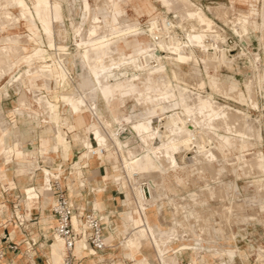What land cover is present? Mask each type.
I'll list each match as a JSON object with an SVG mask.
<instances>
[{"label": "bare ground", "instance_id": "obj_1", "mask_svg": "<svg viewBox=\"0 0 264 264\" xmlns=\"http://www.w3.org/2000/svg\"><path fill=\"white\" fill-rule=\"evenodd\" d=\"M63 1L35 0L31 5L27 0H0V31L4 32L0 33V81L10 75L7 81L9 88L0 87V97L10 96L11 92L17 94L15 113L21 128L27 126L28 119H32L40 125L41 122L53 123L55 131L61 133L53 138V144L37 146L38 155L24 157L21 150L13 151L11 160L15 164L16 173L22 178L28 176L32 182L23 186L26 208L31 210L33 203L40 199L44 206L50 203L53 206L58 197L54 183L58 184V189L65 187L62 175H56L50 168L44 167L41 174H36L39 157H47L51 161L54 155L60 154L59 146L65 137L64 128L59 124V101L62 100L70 107L72 121L68 122L69 128L77 127L80 117L89 116L90 121L84 126L83 133L77 132L87 148L86 155L102 159L108 151L113 152L115 162L111 165V171L117 183L122 184L120 190L125 193L126 205L129 207V212L119 217L123 224L122 240L126 250H130L127 255L136 260L137 264H147L140 260L143 257L141 247L146 244L152 247L159 264H180L185 260L191 264L205 263V258L182 257L178 260L176 255L167 256L169 245L177 241L192 245L195 254H199L206 244L214 243V250H219L221 256L226 253L223 244L229 243L232 245L227 252L230 259L238 256L243 261L239 237L235 233L238 223L230 217V208L232 205L237 206L241 210H237V214L242 217H234L249 221L253 224L251 227L257 223L264 226V156L259 154L260 151L249 156L245 153L251 143L247 136L259 139L262 137L261 122L219 102L211 93L240 95L237 84L216 73L221 66L229 69L236 66L237 73H243L247 77V98L253 104L256 98L253 90L256 85L255 67L241 66L236 57L243 56L244 52L237 56L228 53L222 46L224 33L192 0H162L168 6L172 1L181 18L172 20L164 14L153 15L149 21L151 42L144 45L143 40L141 44H134V47L127 46V43L131 40L130 34L139 26L134 23L137 21L114 27L110 23V17L115 14L122 22L128 21L129 14L120 5L123 2H128L137 15L154 11L146 0H65L76 38L77 51L73 54L67 51L68 47L64 44L71 29L66 27ZM236 1L251 2L249 10L243 11L245 17H255L258 14L259 9L253 3L257 0ZM234 2L231 1L227 8L231 9ZM78 4L79 13L76 11ZM77 14L81 17L78 21L72 18ZM262 14L264 17V5ZM87 21L90 25L85 29ZM22 24L27 28V34L6 32L8 27H19ZM262 25L264 26V20ZM178 28L182 29L183 34L178 33ZM45 38L49 50H59V53L50 51L54 60H48L41 49ZM195 48L199 54L195 53ZM21 63H25L27 68L23 71L16 70ZM77 65L81 67L80 73L75 71ZM69 70L74 74L70 78L76 80L75 84L69 79ZM171 76L184 81L185 86H173ZM140 85L144 89H140ZM207 86L211 93L207 92ZM133 104L139 109L135 110ZM39 107L47 114L46 117L42 114L44 119ZM1 120L0 127L6 128ZM232 122H236L242 137L239 132L237 134L241 138L219 136L218 144L212 146V139L207 138L205 130ZM127 132L129 136L124 135ZM41 133L44 137H54L52 134ZM5 138L7 146L3 156L12 147V137L9 135ZM18 139L22 144L28 140V136L22 135ZM232 150H237V155L229 157ZM231 170H234L235 179L241 172L243 175L256 172L255 179L250 183L254 191L253 199L242 203L238 199V192H235L233 197L236 199L232 198L233 201L229 203L226 201L225 208H218V216L205 211H192V202L182 199L173 191L176 182L171 180V176L177 175L183 181L188 175L187 182L177 185L180 190L188 184L193 189L210 195L213 179L218 181L217 186L214 184L218 197H223L226 187L221 179L223 175L232 173ZM205 173L208 175L201 177V186H198L194 178ZM155 176L160 178V183L155 181ZM34 179H37L39 189L33 183ZM140 180H143L140 182L141 187ZM79 184L85 186L83 180ZM143 184L147 185L149 194ZM230 187L238 189L237 181L232 180ZM107 188L108 185L103 184L94 189L96 195L93 211L101 217L102 222H109L110 218L97 211H101L100 199ZM164 198L167 203L162 202ZM261 200L263 201L260 202ZM74 205L79 212L83 211L78 206L80 204ZM77 216L76 213L73 218L76 228L79 227ZM53 217L54 214L44 216L42 223L51 224ZM180 222L187 223L191 230L183 232L178 228L177 223ZM55 227L56 221L52 234L63 243L65 254L62 256L59 247L54 245L52 251L55 256L50 259V263L62 264L68 250L64 240L54 231ZM229 232L233 234L230 239L227 238ZM16 234L22 235L19 224L11 230L12 237ZM84 246L85 253L89 254L88 246L83 241L82 248ZM0 249L3 252L1 263L4 264V250ZM260 253L263 255L262 251ZM26 255L32 257L31 253L26 252ZM110 257L120 264H125L126 259L133 264L130 258L118 259L114 255ZM101 258L103 256L98 257Z\"/></svg>", "mask_w": 264, "mask_h": 264}, {"label": "rangeland", "instance_id": "obj_2", "mask_svg": "<svg viewBox=\"0 0 264 264\" xmlns=\"http://www.w3.org/2000/svg\"><path fill=\"white\" fill-rule=\"evenodd\" d=\"M27 1L31 5H33L35 0H33V2L31 0H27ZM146 1L151 4V6L154 10V13L150 17H148L147 15H143L141 17H138L137 15H135L131 5L128 2H123L122 4H120L122 7H124L126 12L129 14L128 24L129 23L133 24L134 21H137L138 23L137 22H134V23L139 25L138 28L132 32L134 34H132V33L130 34L131 40L127 43V46H132L134 44H137L139 42V40H141V41L147 40V42L144 41V45L149 43V41L151 42L152 38H151V34H150L149 21L153 15L164 14L167 17H169V16L171 17L174 15L173 18L169 17L172 20H179L181 18L179 16L178 10L176 9L177 7H174V5H172L173 4L172 1L169 2L170 7L167 4H163L162 0H146ZM192 1L195 5H197L203 9V11L206 13V15L209 16L215 22L214 23L215 26H217V28L220 31H221V29H220L218 24L228 25L239 36H242V40L244 42L243 44L246 47L250 46V43H251V47L253 48V51L258 52V53H256L257 55L255 53H253L252 56H249L248 53H244V55L247 58H245V63L243 65L244 66L247 65L248 67H250V65H251L252 68L255 67L254 68V76H255V84L256 85H254L255 88L253 90L256 91V92L254 91L256 98H255V102L253 104L249 103L248 98H247L246 86H245V83L247 82V77L245 75H243V73H237L238 70H237L236 66H234L233 69H229L225 66H221L219 68L218 72H216V73L219 74L223 79L229 80L230 82L237 84L239 86V89H240V95L239 96L238 95L233 96L232 94L224 95V94H219V93H211V89L209 86L206 87V90H207V92H210L215 97V99H217L219 102L226 104V105H229L232 108L237 109L241 112H244V114L252 116L253 118H256L257 120H259V122H261L262 137L259 139L256 136H247L246 138L248 140H250L251 143L247 147V150L245 151V153L249 156L251 153H253L255 151H260L261 153H259V154L264 156V26L262 25L263 20H264V17L262 14L264 1L263 0H257L256 2L253 1V3L256 4L257 8L259 9V12L255 17H245L244 16L243 11L249 10V7H250L249 4H251L250 1L248 3L244 2V1H236V0H192ZM231 1H235V2L233 3L234 6L230 9L227 7H229L231 5ZM65 2L66 1L64 0L63 1V4H64L63 8H64V13H65V22L67 21L66 27L68 30H70V29L71 30L68 31L69 32L68 38L64 42V44H66L68 47L67 51H69L71 53H73V52L76 53L75 52V51H77L76 38L74 36L73 28L70 24L71 18L69 17L68 3L67 2L65 3ZM220 3H222L224 5H222ZM65 5H66V8H65ZM218 5H219V7H218ZM171 6H173V7H171ZM173 8H175V9H173ZM76 11L78 13L80 12V5L79 4L76 7ZM73 16L74 17H72V18L75 19L76 21L80 20V18H81L79 14L73 15ZM246 19H248L247 22H246ZM89 23L90 22L87 21L84 24L85 29L89 28V25H90ZM58 25L59 24H57V26ZM7 32H17V33H21V34H27L28 30L25 27V25L22 24L21 27H13V28L9 29ZM229 33H230V31H229ZM224 38H225V36H223V38H222L223 41H224ZM44 41H45L44 44L41 45V49L48 56V60L51 61L53 59L52 58L53 55L51 53L55 52V51H57L56 53H59L58 52L59 50L54 49V48L49 50L48 44L46 42V38L44 39ZM195 49H196L195 53L199 54L198 49L197 48H195ZM50 51H51V53H50ZM248 57H249L250 61H249ZM251 57H253V58L251 59ZM255 57L257 60H259L258 57H260V60L256 62ZM250 62H251V64H250ZM243 65L241 64V66H243ZM79 66L80 65H77L75 68L76 69L75 71L77 73L81 72V67H79ZM26 68H27V66L25 65V63H21L19 66L16 67V70L20 69L21 71H23ZM211 73H213V72H211ZM255 73H256V75H255ZM72 74H73V72L71 70H69V79H71L72 83L75 84L76 80L74 78H70V76L74 77V74L73 75ZM9 78H10V75H6L0 81V87L3 86L4 88H9V85L7 82L9 80ZM170 81H171V84L175 87L177 85L185 86L184 81H181V80H179L173 76L170 77ZM140 89H144V86L140 85ZM12 94H14V93L11 92L10 96ZM10 96L5 97V99L9 98ZM16 98H17V96H14V98L12 97L8 100V102H9L8 105L4 106V109L6 111L8 109L14 108L15 105L18 104V100L15 101ZM256 100H257L258 104L256 103ZM61 101L62 100L59 101V104L61 106V115H60L61 121L59 122V124L61 123L60 124L61 128H64L65 137H64V142H62L59 146L60 154L54 155L51 161L47 157H45V158L39 157L38 158L39 167L36 170V174L37 175L41 174V169L44 167H47V168H50L53 173H56V175H60V176L62 175L61 178L66 183L68 180L72 179V184H74L76 186V185H78L77 183L78 182L80 183V180H82V179H80V180H78V182L76 181V179L78 177L77 172H82V169H80V167L82 166V161L83 160L85 161L86 159L91 158V157L86 155L87 148L82 144V141L80 140L81 139L80 134L83 133L84 127H78L77 126V127L72 128L73 130L68 127L69 126L68 122L71 123V121H72V118L69 114L70 107L68 104L64 103L63 101L61 102ZM62 103H64V104H62ZM133 106H135V104H133ZM138 109H139L138 106H135V110H138ZM39 111L41 112V117L44 119V117H46L47 114H44V111L41 107H39ZM5 113L8 114V112H5ZM170 113L171 112H169V114ZM42 114L44 117L42 116ZM0 120L5 123L4 126L6 127L8 123L6 121H4L3 118H0ZM30 120L33 121L35 127L37 128L36 130L33 128L30 129L31 134L36 139V143L34 145L33 144H27L25 146V148L36 147L38 145V140L40 142L41 138H43V139L47 138L50 141V143H48V144H53L54 143L53 138L61 135V133L55 131V127H54L53 123L44 124V122H41V125H40L39 122H37L36 120H32V119H30ZM64 121H65V124H64ZM67 128H69L70 130ZM77 130H79V131H77ZM205 131H206L205 134L208 136L207 138L212 139V146H216V144H218V137L219 136L234 137V138H241L242 137L241 133L237 130L236 122L223 123V124L221 123L215 127H210L209 129H207ZM41 132L52 134V135H54V137H48V136L44 137ZM49 132H51V133H49ZM77 132H79L80 134H77ZM74 133H75V135H74ZM124 135L129 136V133L127 132ZM72 148H73L74 153L71 152ZM13 151H14L13 147H11L8 150L7 154H5V156H3V164L9 165V164L13 163V161L11 160V159H13V155H14ZM38 154H39V151L37 150L35 155H38ZM72 154H74L73 159H72ZM234 155H237V150H232L231 155L229 157H233ZM113 159H114L113 152L108 151L104 157V161L108 162V164L111 166L113 164V162H115L114 161L115 159L114 160ZM44 163L49 164V166H46ZM75 163L78 165H76ZM58 165H60V166H58ZM231 171H232V173H230L228 175H223L222 179H221L222 184L224 185V187H226L223 191V193H224L223 197H222V195L218 197L217 190H216L217 189L216 186L218 185V181H214L213 179L211 181L212 185L210 184V186L212 187V191H211L210 195L201 193L197 189H193L192 186H188V184H186L184 186V188L182 190H180L177 185L178 184H184L183 181L187 182V180H189L188 175L183 178V181H181V179L177 175L171 176L172 177L171 180L173 182H176V188L175 189L173 188V191L176 193V195H178L182 199L190 200L192 202V205H191L192 211H194V210H196L198 212L205 211V213L207 212L208 214H213V215L218 216L217 209L218 208H225L226 207L225 204L227 203L226 201H228V203H229V202L235 200L236 198L233 197V196H235V194L233 195V193H235V192L236 193L238 192V195H237L238 199H241L242 203H244L245 201H249V200L253 199L252 194L254 191H253V187L250 183L252 180L255 179V176L257 175V174H255L256 172L250 173V174L248 173L249 175H247V174L243 175V173L241 172L239 174V177L237 179H235L236 176H235L234 170H231ZM97 172H98V174H102L103 171L100 168V169H98ZM257 173L259 174V172H257ZM56 175H54V176H56ZM207 175H208L207 173L200 174L197 178H194L198 186H201V177L207 176ZM39 176H41V175H39ZM51 176H53V175H51ZM110 176H112L111 182L113 185L110 188H112V187H115L118 189L122 188V184H118L117 181L115 180L114 174H112L111 169H110ZM79 177H86V175H82V173H81V175ZM232 180L237 181L238 189L237 188L232 189V187H230ZM141 181H143V180L139 181V185H140ZM155 181L157 183H160L161 180L158 176H155ZM216 182H217V184H216ZM54 184H55V187H57V190H59L58 184L56 182ZM96 186L97 185L93 186L94 198L96 195L94 192V189L96 188ZM140 187H141V185H140ZM64 190L68 193V186L67 185L64 187ZM3 191H4V194L6 195L7 200H9L10 206H8V207H11V210H9V212H6L5 215L4 214L0 215V227H2L3 225H9V226L11 225L12 227H10V229L12 230L13 226L19 224L20 228L22 229L21 231H23L22 235L16 234V235L20 236V238H22L21 239L22 243H20V241L19 242H13L10 239H7L6 241H5V239H3L4 246H6V249L11 250L15 255H19L21 253V251H23L26 254V252L30 253V251L28 250V246L30 249V245L28 243L31 242L32 243L31 253H33L35 259L38 261L39 264H47L46 258L43 255V250H42L43 248L41 246V243H43L45 240L43 231L46 234V238L51 237V235H52L51 228L53 227V222L51 224H43L42 219L44 216H52V212H51L52 204L50 203L47 206H44L41 202V199H40L35 204H33V211L30 214L28 211H26V208H25L26 206L24 205V199L25 198H24L23 193L20 192V190L17 189L15 191H12V190H3ZM214 192L216 195L214 194ZM85 195H86V201H87V209H91L92 198H91L90 192L85 191ZM52 196H54L53 192H52ZM232 198H233V200H232ZM224 200H225V203H224ZM262 201L263 200H261L260 202H262ZM162 202L167 203V199H165V198L162 199ZM78 206L80 208H83L82 205H78ZM1 207H0V213L3 210ZM241 207L243 209V205H241ZM230 209H231V214H230L231 216L230 217L238 223V226H235V230H236L235 233L239 237V248L241 249V251L244 255L243 261H241V259L238 256L230 259V256L227 252L229 251L228 247H230L232 245L229 243L223 244V250H225L226 253L222 254V256H221V253L219 250H217V251L214 250V248H213L214 243L206 244L204 246V248L200 250L199 254H195L196 252H195L194 247L192 245L183 244V243H180L177 241V242H174L173 244L169 245L168 250H167V256L176 255L178 260H180L182 257H186V258L198 257L200 259L205 258L206 261H208L211 264H222L223 261H225V263H227V264H264V226L257 223L256 225L251 227V225H253V224H251L249 221L242 219V218L241 219L237 218L238 216L242 217V215H240L239 213L237 214V210L241 211L240 209H237V206L232 205V207ZM97 211H99V210H97ZM192 211L190 212V214L193 216L194 213ZM127 212H129V210ZM101 214H103V213L100 211V215ZM235 215L237 216L236 217L237 219L234 217ZM26 216H29V217H26ZM26 218H28V219L26 220ZM218 220H219V217H218ZM262 220L264 221V212H262ZM103 222H106V221L103 220ZM177 224H178V228L181 229L183 232L187 233L191 230L190 226L185 222H180ZM5 232L7 233V231H5ZM250 232L252 234H250ZM0 233L2 234L1 230H0ZM232 235L233 234L229 232V234L227 235V238L230 239ZM32 238H34L36 240H32ZM119 241H120L118 243L119 246H118L116 252L113 253L114 257H116L118 259H120V258L132 259L130 257V255H127V253L130 252V250H126L127 248H126L125 243L123 242L122 238ZM49 244H52V241H50ZM110 251L111 250L109 249L107 251V253H109ZM261 251L263 252V255H261V253H260ZM24 253L22 254V258L24 261H26V256ZM85 254L89 255L88 253H85ZM156 259H157V257H156ZM93 260H94V258H91V261H93ZM132 260H134V259H132ZM134 261L137 264V261L136 260H134ZM157 261L158 260H154V264H158L159 262L157 263ZM126 263L129 264L132 262H129V259H126ZM49 264H51L50 260H49Z\"/></svg>", "mask_w": 264, "mask_h": 264}, {"label": "crops", "instance_id": "obj_3", "mask_svg": "<svg viewBox=\"0 0 264 264\" xmlns=\"http://www.w3.org/2000/svg\"><path fill=\"white\" fill-rule=\"evenodd\" d=\"M153 13H154V11L144 12L140 15H137V14H135V15H137L138 17H141L143 15H147L148 17H150ZM128 22H129V19H128V21L122 22L120 20V17L115 15V14L110 17V23L114 27H118L120 24H126ZM19 27H21V26H19ZM9 29H11V27H8L7 31ZM0 33L2 34L4 32L0 31ZM139 42H140V44L142 43L141 40H139ZM134 46L135 45H132V47H134ZM14 96H17V94L14 93L7 99L0 97V107H1L0 108V118H3L4 121H6L8 123L6 128L0 127V207L2 206L1 208L3 209L2 213H0V215H3V214L5 215L6 212H9V210H11V207H8V206H10L9 200H7L6 195L4 194L3 190L15 191L18 189V190H20V192L23 193V186L32 183L28 176H24L22 178L18 173H16L14 163H11L9 165L3 164V153H4L6 146H7L5 137L9 136V135L12 137L11 145L13 147V150L14 151H17V149L21 150L23 152L24 157L25 156L26 157L34 156L36 154V151H37V148H36L37 146H40L41 144L50 143L49 139L41 138L40 139L41 143L38 140V145L36 147L27 148V149L25 148V146L27 144H33V145L35 144L36 139L31 134L30 129L33 128L36 130L37 128L35 127L33 121H31L29 119L27 120V126L26 127H24V128L20 127L18 116L15 113V108L17 107V104L15 105L14 108L8 109L7 111L4 109V106H7L9 103L8 100L12 97L14 98ZM15 101H17V98L15 99ZM5 112H8V114H6ZM89 121H90V119H89L88 115L80 117L78 127L86 126L89 123ZM1 133H3V134H1ZM26 134L28 136V140L27 141L25 140L21 144L19 141L20 139H18V137L22 136V135L24 137H26ZM71 152L74 153L73 148L71 149ZM104 157L102 159L88 158L85 161L84 160L82 161V166L80 168V169H82V172H77L78 177H77L76 181L78 182V180H80V179L84 180L85 186H80L79 182L77 183L78 185L75 186L74 184H72V179L68 180L67 183L62 180V183L64 184V186H66V185L68 186V195H69L71 202L76 204V205H78V204L82 205L83 211L85 209H87V201H86L85 191L90 192V195L92 198L91 209L93 210V208H94L93 186L103 185V184L108 185V188L104 191L103 196L100 199L99 204L101 207V212L103 214L107 215L108 218L110 217L109 222H103L106 241L110 247L109 249L111 250L109 253H107V256L110 257L113 255V253L116 252V250L118 248L117 243L122 238L121 234H122L123 224L119 220V217H122L124 214L128 213L127 211L129 210V207H128V205H126L127 203H126L125 193L122 192L118 188H115V187L110 188L111 186H113L112 182H111V178H110L111 166L108 164V162L104 161ZM73 158H74V154H72V159ZM44 164L46 166H49V164H47V163H44ZM100 168L103 171L102 174H98V172H97L98 169H100ZM81 173H82V175H86V177H79L81 175ZM37 182H38L37 179H34L33 183L36 185L37 189H39ZM23 195H24V193H23ZM53 195H54V193H53ZM109 200H110V202H109ZM35 203H33V204H35ZM51 204H53V203H51ZM26 211H28L31 214L33 211V205H32L31 210H28L26 208ZM98 212L100 213V210ZM52 216H53V214H52ZM78 221H79V217H78ZM54 225H55V220L53 217V227L51 228L52 231H53ZM10 227H11V225L10 226L9 225H3L2 227H0V230L2 231V234L0 233V248H2L4 250V257L6 258V261L4 264H39L38 261L35 259L33 253H31L32 245L30 242L28 243L30 245V249L28 246V250L30 251V253L32 255L31 258H29L23 251H21V253L19 255H15L11 250L6 249V246H4L3 239H5V241L7 239H10L13 242H19L20 241V243H22L21 242L22 238H20V236L16 235L15 237H12ZM5 231H7V233ZM43 234H44L45 240L43 243H41V246L43 248L42 249L43 255L46 258V262H47V264H49V260L55 256L53 251H52L53 246L57 245L59 247L62 256L65 254V247H64L62 242H60L54 238L53 234L49 238H46V234L44 233V231H43ZM50 241H52V244H49ZM82 242L83 241L78 242L77 246L74 250V252L78 258L81 257L82 255H86L85 254L86 250H83V248H82ZM141 251L143 254L141 253ZM23 253L26 256V261H24L22 258ZM140 253L143 256L140 260H143L144 263L154 264V260H157L155 253L149 244L143 245L141 247ZM99 256H101V255L89 256V258L84 260L82 262V264H91L92 262L96 261ZM91 258H94V260L91 261ZM1 260L2 259H0V264H2ZM132 261H133V264H136L134 260H132ZM157 263H158V261H157ZM74 264H79V263L77 260H75ZM125 264H127V263H125ZM196 264H210V263L208 261H206V259H205V263L198 262ZM222 264H227V263H225V261H224Z\"/></svg>", "mask_w": 264, "mask_h": 264}, {"label": "built area", "instance_id": "obj_4", "mask_svg": "<svg viewBox=\"0 0 264 264\" xmlns=\"http://www.w3.org/2000/svg\"><path fill=\"white\" fill-rule=\"evenodd\" d=\"M173 17L174 15L170 18ZM218 25L225 36V39L222 42V46L228 51L229 54L237 56L240 52L244 51V53H248L249 56H252L253 53H258L253 51L251 43L250 46L246 47L243 44L244 42L242 40V36H239L228 25ZM177 31L179 34H183L181 28H178ZM236 58H238L240 64H244L245 58L247 57L244 55L237 56ZM143 185L147 189V193L149 194L147 185ZM52 212L56 221V227L54 231L64 240L68 250V254L62 264H74L75 260H77L79 264H82V262L88 259L89 256L95 255H101L103 256V258L97 259L91 264H120L116 262L114 258L107 256L109 245L106 241L104 225L101 217L98 216V214H96L92 209H85L84 211L79 212L78 208L71 202L68 193L64 189H59L57 201L52 206ZM76 213L79 217L78 228L74 226L73 222V218ZM80 241H84L87 244L89 255H82L78 258L74 250L77 246V243ZM83 249L86 250V247L84 246ZM2 256L3 252L0 249V259L2 258ZM129 262L131 261L129 260ZM180 264L191 263L188 260H185L181 261Z\"/></svg>", "mask_w": 264, "mask_h": 264}]
</instances>
